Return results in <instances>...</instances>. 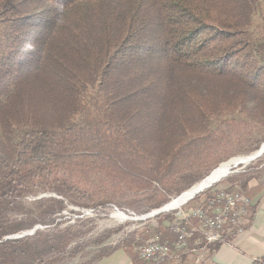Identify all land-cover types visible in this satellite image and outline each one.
<instances>
[{
	"label": "trees",
	"instance_id": "trees-1",
	"mask_svg": "<svg viewBox=\"0 0 264 264\" xmlns=\"http://www.w3.org/2000/svg\"><path fill=\"white\" fill-rule=\"evenodd\" d=\"M262 144L264 0H0V264L75 259L114 231L60 228L68 206L150 214ZM245 173L223 190L248 198L243 228L264 199ZM173 222L80 264L120 250L141 264L142 244L177 240Z\"/></svg>",
	"mask_w": 264,
	"mask_h": 264
},
{
	"label": "built area",
	"instance_id": "built-area-1",
	"mask_svg": "<svg viewBox=\"0 0 264 264\" xmlns=\"http://www.w3.org/2000/svg\"><path fill=\"white\" fill-rule=\"evenodd\" d=\"M249 200L241 194H229L225 191L217 193L210 201L206 209L196 207L185 214L180 211L176 222L172 224L171 231L176 236V241L170 244L161 242L157 238L151 240L146 247L138 248L141 264H167L174 262L179 264L185 254H204L205 249L214 243H231L234 236L243 231L242 218L246 214ZM90 210V209H89ZM87 209V212H91ZM116 214H121L115 207ZM85 214L79 216L84 219ZM198 218V223L193 224L192 219ZM181 222L183 224H181ZM30 231L22 233L15 238L32 235ZM194 241V247H190V241ZM199 245H204L197 248ZM199 257L197 258V262Z\"/></svg>",
	"mask_w": 264,
	"mask_h": 264
},
{
	"label": "rangeland",
	"instance_id": "rangeland-1",
	"mask_svg": "<svg viewBox=\"0 0 264 264\" xmlns=\"http://www.w3.org/2000/svg\"><path fill=\"white\" fill-rule=\"evenodd\" d=\"M253 153H255V152H253ZM253 153H251V154H253ZM251 154H240V155H237L236 157L229 159V160L222 162V163H226V162L234 160L236 158L247 159L248 157H251ZM263 159H264V154L257 159H252L250 162H247V164L246 163L245 164H238L237 167L234 168L235 170L231 169L232 170L231 172H234V173L227 175L225 178H222L221 181H219L216 184L214 183L213 185L215 187H218V188H223L225 186V182L228 181V180H226L228 177H232L234 174H237V173L243 172V171L247 172V173H245V176H244L245 178H247L249 176L251 177L252 175L257 176V177H259L260 180L256 181V183L263 184L264 183V161H263ZM221 165L222 164H220V166ZM203 181H204V179H203ZM253 183H255V182L252 181L251 184H253ZM207 190H204V191H207ZM223 190H226V188ZM237 190H239V189L237 188ZM237 194H241V193H237ZM241 195H244V194H241ZM130 198H132V197L129 196L126 199L129 200ZM172 200H175V199H171L170 202H172ZM195 205H196L195 202L193 203L191 201H188L187 203L181 205L180 208H178V209H173L172 211H168V212L162 213L160 215H153L151 217H149V215L152 212L150 214H145V215L142 214L141 210L145 209L144 208L145 206L142 205L141 203L136 204L134 206L125 205L122 210H119L116 208L119 212H121V214L123 213L124 215H126L129 218L128 220H123V221L120 220L119 218L113 217L114 215H116V212L114 211L113 206L107 207V209H105V210H101L99 208L98 209L93 208L91 210L92 213H90V212L86 213L87 209H81V208H75L73 206H68L67 209L63 210L62 216L60 217V219L58 221H59V223L62 224L60 226V228H64L67 225L75 224L76 222H78L79 219H81V218H79V216L85 214L84 220H88V221L94 220L95 221V229H93L92 233H90L84 239V241H92L94 238H96L97 236H99L103 232L111 230L114 232L108 237V239L105 240V242L103 243V245L101 247H108V246L109 247H115L119 244H122V242H124V240L130 236V234H136V235L145 234L147 232V230L152 225L157 226L156 224H158V222L160 220H162V225L164 227L170 222L171 217L174 218L173 223H175L176 222L175 218L179 217L180 211H183L185 214H189L190 211L195 208ZM49 228L53 229L52 226ZM147 244H149V242L142 244V247H146ZM101 247H97L95 245H89L88 247L85 248L83 253L79 254V256L77 258L72 259V260H66L64 263H61V264H80L82 262H85L88 259H90L91 255H93ZM198 257H199V261L197 262ZM207 258H208V255H205L203 253L201 256L193 254V255H191V257H188L186 259L184 264H207V262H205L207 260ZM169 264H176V263L171 262ZM182 264H183V262H182Z\"/></svg>",
	"mask_w": 264,
	"mask_h": 264
},
{
	"label": "crops",
	"instance_id": "crops-1",
	"mask_svg": "<svg viewBox=\"0 0 264 264\" xmlns=\"http://www.w3.org/2000/svg\"><path fill=\"white\" fill-rule=\"evenodd\" d=\"M231 186L232 184L226 181L223 188L214 187L211 192L222 191ZM210 252L211 250L208 251ZM261 257H264V199L254 214L251 225L245 226L238 236L233 237L231 243H225L213 251L205 262L207 264H250L254 259ZM97 264H133V261L120 250Z\"/></svg>",
	"mask_w": 264,
	"mask_h": 264
},
{
	"label": "bare ground",
	"instance_id": "bare-ground-1",
	"mask_svg": "<svg viewBox=\"0 0 264 264\" xmlns=\"http://www.w3.org/2000/svg\"><path fill=\"white\" fill-rule=\"evenodd\" d=\"M261 151H264V145L260 148ZM257 154V153H256ZM254 154L251 155V157L245 158H236L234 160L228 161L226 163H222V165L215 169L210 175H208L207 178L204 179V181L197 183L194 185L193 188L190 190L184 192L178 199L172 200L169 204L165 206V210L172 211L173 209L180 208L181 205L187 203L190 201L194 196L197 194V192H200L204 189H206L209 185H213L223 177H226L229 175V173L232 171L231 169H234L237 167L238 164H247V162H250V159L253 157ZM201 193V192H200ZM199 194V193H198ZM114 218H119L120 220H128L129 218L122 214H116L113 216Z\"/></svg>",
	"mask_w": 264,
	"mask_h": 264
},
{
	"label": "water",
	"instance_id": "water-1",
	"mask_svg": "<svg viewBox=\"0 0 264 264\" xmlns=\"http://www.w3.org/2000/svg\"><path fill=\"white\" fill-rule=\"evenodd\" d=\"M263 145V144H262ZM261 145V146H262ZM261 148V147H260ZM260 148L258 149V151H256L255 152V155H253V157L250 159V161L252 160V159H257V158H259V157H261L263 154H264V151H261L260 150ZM257 153V154H256ZM254 154V153H253ZM252 155V154H251ZM213 172V171H212ZM211 172V173H212ZM210 173V174H211ZM231 173H234V172H230L229 174H231ZM209 174V175H210ZM223 178H225V177H223ZM222 179H220L219 181H221ZM219 181H217L216 183H218ZM215 183V184H216ZM212 185H209L206 189H204V190H207L208 188H210ZM204 190H202V191H200V192H203ZM200 192H197V194L198 193H200ZM184 193V192H183ZM182 193V194H183ZM182 194H180V195H182ZM180 195H179V197H180ZM193 199V198H192ZM191 199V200H192ZM167 204H165V206H166ZM165 206L164 207H162V208H160V209H158V210H154L150 215H149V217H151V216H153V215H160V214H162V213H165V212H168V211H170V210H165ZM34 232V231H33Z\"/></svg>",
	"mask_w": 264,
	"mask_h": 264
}]
</instances>
